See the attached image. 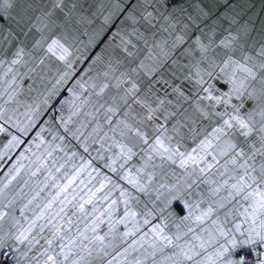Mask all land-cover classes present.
<instances>
[{
    "label": "snow or ice",
    "instance_id": "snow-or-ice-1",
    "mask_svg": "<svg viewBox=\"0 0 264 264\" xmlns=\"http://www.w3.org/2000/svg\"><path fill=\"white\" fill-rule=\"evenodd\" d=\"M17 5L0 0V264H264V19Z\"/></svg>",
    "mask_w": 264,
    "mask_h": 264
},
{
    "label": "crops",
    "instance_id": "crops-1",
    "mask_svg": "<svg viewBox=\"0 0 264 264\" xmlns=\"http://www.w3.org/2000/svg\"><path fill=\"white\" fill-rule=\"evenodd\" d=\"M30 2H34V0H18V10H21L23 8H25L27 6L28 3ZM233 2H237V3H242L245 7H247L248 5H250L251 7H248V12L247 15L249 16H253L255 23L257 25V27L259 26L260 20L264 19V0H233ZM209 6L210 7H214L218 4V0H208ZM51 62L52 65L55 66L57 61L55 59V57H51ZM144 79H147V77H145ZM31 83L30 80H26L25 84ZM158 90L162 89L163 85H157L156 86ZM162 94V92H161ZM73 143H75V141H73ZM94 147H98V145L94 146ZM79 151L82 152V149H78ZM103 155L107 156L108 153H103ZM92 156L95 157L96 156V152L93 150L92 151ZM96 166L103 171L104 173L112 176L113 179H118L117 174L116 173H111L109 172V170L107 168L104 167V161L102 160H95L94 161ZM131 164H136L138 166L139 164V158L138 157H134L133 161L130 163L129 167L131 166ZM121 184H125L126 186H128L129 188H131L130 185L126 184V181H119Z\"/></svg>",
    "mask_w": 264,
    "mask_h": 264
}]
</instances>
